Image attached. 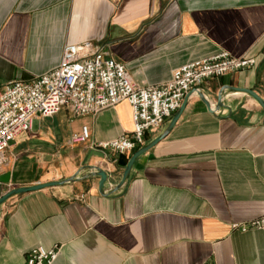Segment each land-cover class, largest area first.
Wrapping results in <instances>:
<instances>
[{"label":"crops","instance_id":"0c3cea01","mask_svg":"<svg viewBox=\"0 0 264 264\" xmlns=\"http://www.w3.org/2000/svg\"><path fill=\"white\" fill-rule=\"evenodd\" d=\"M91 40L123 62L135 83H161L179 65L225 50L250 67L191 88L177 120L112 189L131 152L98 146L133 127L123 99L74 116L35 115L6 149L0 191L75 175L0 204V264H24L34 246L52 264H264V232L235 227L264 213V0H0V86L57 65L66 43ZM145 132V142L167 126ZM89 128L85 142L72 132ZM144 142V143H145ZM92 165L107 171L104 193Z\"/></svg>","mask_w":264,"mask_h":264},{"label":"built area","instance_id":"2783aa9c","mask_svg":"<svg viewBox=\"0 0 264 264\" xmlns=\"http://www.w3.org/2000/svg\"><path fill=\"white\" fill-rule=\"evenodd\" d=\"M254 57L235 56L222 50L176 67L170 78L145 86L135 83L126 65L113 58L100 43L85 40L66 43L57 65L29 80L12 79L0 86V173L6 149L20 134L31 129L35 115L51 116L63 107L74 116L96 113L126 99L132 109L130 133L98 146L118 153L131 152L145 142L148 129L160 127L181 105L186 93L204 79L250 67ZM89 128L81 126L69 142H85ZM1 182V181H0ZM235 227H258L264 232V213ZM54 247H31L24 264H52Z\"/></svg>","mask_w":264,"mask_h":264},{"label":"water","instance_id":"95a60500","mask_svg":"<svg viewBox=\"0 0 264 264\" xmlns=\"http://www.w3.org/2000/svg\"><path fill=\"white\" fill-rule=\"evenodd\" d=\"M225 88H230L231 90H236V91H243L245 93L252 95L258 101V103L261 105V107L264 109V99L256 91H254L253 89H251L249 87L232 86V85H228L227 87H222L217 94V101H216L214 106L210 104V101L207 99V97H205V95L202 93V91H198V92H199L201 99L206 104V106L210 110L214 111L216 108L223 105L222 97H223V91ZM189 91H191V90H189ZM189 91L186 93L181 105L178 107V109L171 116V118H170L167 126L165 127V129L163 131H161L160 133H158L155 137H153L149 141L143 143L142 145H140L139 147H137L135 150H133L131 152V154L129 155V157L127 158V160L125 162V165L123 167L122 174H121L119 181L113 185L112 189H117L120 186H122L123 184H126V182L128 181L129 175H130L132 165L135 162V160L138 158V156L140 154H142L144 151H146L147 149H149L152 145H154L171 128V126L177 120V118L179 117L180 113L182 112V110L186 104L187 98L190 94ZM90 173L93 175H99L98 190L101 193H104V182L107 179V171L105 169L101 168L100 166L92 165V171ZM75 178H76L75 175H73V176H69L67 178H63V179L49 180V181H44V182H39V183H34V184H29V185H19V186L9 188L6 191H2V192L0 191V204L6 198H8L9 196H11L13 194L23 192V191H27V190H33V189L41 188V187H44L47 185L64 183L65 181H69V180H72ZM8 180H9V173L8 172L0 173V181L1 182H8Z\"/></svg>","mask_w":264,"mask_h":264},{"label":"trees","instance_id":"16d2710c","mask_svg":"<svg viewBox=\"0 0 264 264\" xmlns=\"http://www.w3.org/2000/svg\"><path fill=\"white\" fill-rule=\"evenodd\" d=\"M126 160H127V158H126V157H124V158H123V160H122V163H125V162H126Z\"/></svg>","mask_w":264,"mask_h":264}]
</instances>
